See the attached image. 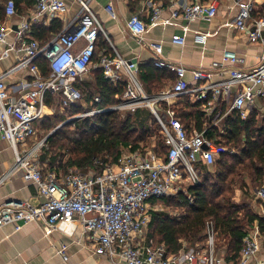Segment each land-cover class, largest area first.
Wrapping results in <instances>:
<instances>
[{"label": "built area", "instance_id": "1", "mask_svg": "<svg viewBox=\"0 0 264 264\" xmlns=\"http://www.w3.org/2000/svg\"><path fill=\"white\" fill-rule=\"evenodd\" d=\"M78 1L82 6L80 15L45 44L33 37L32 26L44 16L63 18L68 11L64 0H36L35 10L22 19L14 43L8 41L12 26L0 23V61L14 52L17 62L10 72L27 69L33 76L17 98L8 90L4 76L0 77V136L8 140L16 152L15 168L23 170L24 179L34 184L44 198L39 205L25 201H7L0 205V227L12 224L19 230L24 224L36 221L49 235L56 224L78 219L94 240L93 253L115 264H227L216 253L217 231L212 220L207 222L205 241L190 250L184 260L172 256L164 243L150 240L144 244L139 237L145 233L152 218L151 212L157 209L162 199L185 191L193 202L188 189L202 182L201 165L213 166L227 150L222 143L207 136L209 126L191 132L178 117L175 101L186 94H195L198 100L204 101L206 122L212 126H218L220 120L233 112L247 119L256 101L264 98V54L250 69L243 67L244 58L232 50H224L222 59L213 61L208 67L189 68L166 58L162 41H152L149 47L156 56L155 66L174 72L177 80L169 88L147 93L139 79L136 62L126 60L114 48L113 53L101 52L98 65L104 78L114 84L125 82L122 101L113 106L94 107L74 117L148 107L158 119L167 150L161 153L155 149V144L145 149L125 148L114 160L109 155L95 157L87 170L76 166L65 170H44L40 155L49 150L48 136L29 149L21 150V145L37 135V126L46 115L49 94L59 97L60 108L82 100L83 93L77 81L94 66L100 34L109 39L89 2ZM232 1L238 8L235 20L238 30L245 32L250 40L264 45V15L254 14L255 1ZM219 4L220 0L191 2L173 10L170 17L163 18L164 6L158 3L148 21L137 14L132 15L127 21V29L143 39L149 26L174 24L173 18L188 22L211 19L217 15ZM108 10L112 11V6ZM16 13L15 1L8 0L7 16ZM184 28L187 30L188 25ZM207 40L206 32L195 35L197 43L204 45ZM172 42L185 45V35H173ZM40 58L48 61L50 71L47 75L37 63ZM188 73L193 76L194 86L186 79ZM216 75H227V78L216 82ZM234 90L235 95L226 113L215 114L220 98H224V102L230 101ZM94 101L100 102V97L96 96ZM256 195L264 200V183L256 190ZM259 248L255 238L247 237L234 264H250ZM68 249L69 244L65 242L57 246V253L65 262L70 259Z\"/></svg>", "mask_w": 264, "mask_h": 264}, {"label": "crops", "instance_id": "2", "mask_svg": "<svg viewBox=\"0 0 264 264\" xmlns=\"http://www.w3.org/2000/svg\"><path fill=\"white\" fill-rule=\"evenodd\" d=\"M64 1L68 5V11L63 18H59L62 23V28L76 16L80 15L82 9L78 0ZM86 1L89 2L92 11L104 27L109 37V39L106 40L111 48L116 49L126 60L136 62L139 66L146 64L155 66L154 61L156 56L154 51L149 47V43L152 41H162L164 56L173 62L182 63L189 68L208 67L213 61L222 59L224 50H232L244 58L243 67L250 69L258 64L260 57L264 54L263 44L258 41L250 40L245 32H241L236 27L235 20L238 8L234 5L232 0H220L218 13L211 19H198L193 22H188L183 18H173L174 24L159 23L151 25L143 34V39L131 34L127 29V21L132 15L137 14L143 20L148 21L154 6L160 3L164 6L162 17L168 18L171 16L173 10L181 9L191 2L202 0ZM254 1L256 5L254 14L264 15V0ZM28 2H30V0H28ZM6 3V0H0V8L2 6V10L5 13L0 23L6 22L12 26V32L8 36V41L9 43H14L16 32L19 29L22 19L30 16L35 10L36 1L34 0L33 3L30 2L28 4L24 1L19 6L16 15L12 17L6 14ZM109 6H112V11L108 10ZM111 13H114L116 17H113ZM53 19L55 18L44 16L38 24L33 26L49 27ZM184 25H188L187 30H185ZM198 32L208 33V40L204 45L195 41V35ZM175 34L185 35L186 44L183 46L174 44L172 42V36ZM16 62L17 56L14 52H12L8 58L0 61V77L4 76L7 88L15 98L19 96L23 86L31 82L33 78L32 74L27 69L10 72ZM97 66V63L94 62L93 68ZM165 70L169 76H171V79H167L166 82L162 84L160 90L173 86L177 80V75L174 72L168 71L167 69ZM223 78H227V75H216L214 81L217 82ZM186 79L190 81L191 86L195 85L192 74H186ZM92 80H94V73L92 74ZM141 83L144 90L150 93L147 89V83L142 81ZM157 91L153 89L152 93ZM234 95L235 90L231 95L230 101L227 100V102L223 101L224 98H220L217 102L218 106L215 114H217V112L226 113ZM184 98H186L191 105L200 102V107L203 111L205 105L204 101L198 100L195 94H186ZM177 101L178 100L175 101V105L177 103L175 109L179 106ZM56 107V105L47 104L45 108V117L49 116L50 112ZM252 112H256V118L258 120H264V98H260L256 101L255 108L251 111L249 116ZM231 114H228V117L231 116ZM44 118H42L39 124L42 123ZM226 119L227 117L220 120L217 126L218 133L216 136L219 139H222L223 134H225ZM208 123H206L207 126ZM183 124L191 132H199L194 124ZM41 125L42 124H40V126ZM46 136L37 133V135L30 138L25 145H21V150L29 149L34 143ZM44 155H46L45 150L40 155V161L44 170H47L46 165L49 163L47 159L42 160ZM15 165V150L8 140L0 136V205L7 201H25L33 205H39L44 200L43 196L39 193L34 184L24 179L23 170L16 169ZM204 165L205 164L201 165L202 172V167ZM208 168L210 170L214 169L213 166H208ZM248 180L246 179L245 181V191L248 190V192H243L244 189L239 188V193L236 191L233 200L239 205L248 206L253 214L264 216V200L258 198L256 195L257 189H255L253 183L250 180L248 182ZM245 229L247 234L244 237V242L247 237H253L258 241L260 246L259 250L252 256L250 264L256 262H263L264 264V230L261 229L259 220L256 219L251 224L246 225ZM148 230L147 228L145 233L139 237V240L144 244L153 240L149 237ZM62 242L69 244L68 251L70 259L68 262H65L62 256L57 253V246ZM228 245L229 238L217 233L216 253L218 256L222 257L227 264H234L236 260L228 258L227 256L229 251ZM93 247L94 240L78 219H74L71 222H60L56 224L54 230L49 235L45 234L44 229L36 221L24 224L19 230H16L15 226L12 224H6L0 227V264H115L103 256L94 254ZM187 247L188 245L185 244V247L179 252L170 254L172 256L175 255L179 260H184L187 253L194 249V247ZM119 264L124 263L121 262Z\"/></svg>", "mask_w": 264, "mask_h": 264}, {"label": "trees", "instance_id": "3", "mask_svg": "<svg viewBox=\"0 0 264 264\" xmlns=\"http://www.w3.org/2000/svg\"><path fill=\"white\" fill-rule=\"evenodd\" d=\"M14 1L17 10L24 1L27 4L34 2V0L33 2L32 0L30 2L28 0ZM4 14L1 6L0 21L4 18ZM61 30L62 23L59 18H55L49 27L32 26V35L45 44ZM103 51L113 53L104 35L100 34L94 58L97 65ZM37 63L43 74H49V64L45 58L38 59ZM98 66L92 67L94 80L91 76L93 73L91 72L89 76V72L83 79L77 81L83 98L69 106L73 114L84 112L85 107L90 110L94 107L117 105L122 101L125 82L120 84L110 82L104 78L103 71L99 70L102 68ZM138 76L142 82L147 83L150 93L153 89L160 90L162 84L167 79H171L165 69H159L151 64L139 66ZM96 96L100 97V102L94 101ZM59 100V97L55 98L49 94L46 103L58 106ZM177 102L180 106L176 107L177 115L182 122L192 123L197 130L202 131L207 122L200 102L191 105L184 96L178 98ZM78 119L81 118L62 125L48 135L49 150H45L48 156L44 155L42 160L47 159L48 163L55 167L58 158L61 157L62 160L65 151L68 150L70 156L67 166L72 165L87 170L97 156L109 155L111 160H114L124 147L131 150L150 147L153 139L156 138L157 130L161 138L157 139L155 149L161 153L167 150L158 119L148 107H138L131 112H122L119 109L109 110L86 116L81 121ZM51 121L49 116L42 121L47 134L55 126ZM208 126L207 136L222 143L227 150L214 163V171L206 165L202 167V182L188 189L193 196V202H190L185 191L161 200L175 203L182 212L176 215L167 210H153L149 224V237L157 243H164L169 253H176L184 248L185 244L188 245L187 248L202 244L207 236V222L212 220L217 233L229 238L228 258L237 261L247 234L245 226L258 219L261 229L264 230V216L253 214L248 206L235 203L231 194L235 175H242L243 188L246 187L247 178L253 183L255 189L264 183V120H258L256 112H252L247 119L240 118L234 112L225 120V134L222 139L216 136L217 126H212L210 123ZM55 168L66 169L62 162Z\"/></svg>", "mask_w": 264, "mask_h": 264}, {"label": "rangeland", "instance_id": "4", "mask_svg": "<svg viewBox=\"0 0 264 264\" xmlns=\"http://www.w3.org/2000/svg\"><path fill=\"white\" fill-rule=\"evenodd\" d=\"M91 72H92V69H91V71H90V73H89V76H90V74H91ZM88 75V74H87ZM92 76V75H91ZM89 78V77H88ZM89 80H90V78H89ZM89 109V108H88ZM86 107H85V109L83 108V110H84V112H82V113H87L88 111H90V110H88ZM122 112H126V111H134V110H121ZM76 114H73V112L71 111V108H69V107H65V108H60V107H56L54 110H52L51 112H50V115H49V117H50V119L52 120L51 122H52V124L53 125H55L54 126V128L47 134V130L46 129H44V127H43V125H41L40 126V124L37 126V133H40V135H42V136H46V135H50L51 133H53V131L54 130H56L57 128H59V127H61L62 125H65V124H68L69 122H72L73 120H75L76 118L74 117ZM86 116H90V115H85V116H83V117H81V119H78V121H81L82 120V118H84V117H86ZM42 124V123H41ZM42 127V128H41ZM73 128V127H72ZM158 133V134H157ZM157 133H156V138L155 139H153V144L152 145H150V146H153L154 144H156V142H157V139H159V138H161V137H159V132H158V130H157ZM122 149H125V147L124 148H122ZM69 156H70V152L68 151V150H66L65 151V153H64V156H63V158H62V160H61V157H59L58 158V163H56V166L57 165H59L61 162L63 163V167L64 168H67V167H69V166H67L68 164H67V160H68V158H69ZM66 164V165H65ZM55 166V167H56ZM72 166V165H71ZM55 167H53V166H51L50 164H47L46 165V169H54ZM59 168V167H58ZM215 169H213L212 171H214ZM242 180H243V177H242V175L240 174V175H235L234 176V179H233V184H232V190H231V194L233 195L232 197L234 198L235 197V194H236V191L239 193V188H243L242 187ZM247 180H248V178H247ZM248 182H249V180H248ZM245 188L246 187H244L243 189V192L245 191ZM245 192H248V190L247 191H245ZM173 197V196H172ZM159 205H157L156 207H157V209H155V210H167V211H170L171 213H173V214H179V213H181L182 211V209H179V208H177L176 206L177 205H175V203L173 204V203H167V201L166 200H164V201H159ZM153 211V210H152ZM150 228V225L148 226V229ZM148 232H149V230H148Z\"/></svg>", "mask_w": 264, "mask_h": 264}]
</instances>
